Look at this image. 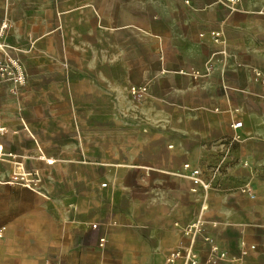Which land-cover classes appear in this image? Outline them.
Listing matches in <instances>:
<instances>
[{
	"label": "crops",
	"instance_id": "crops-1",
	"mask_svg": "<svg viewBox=\"0 0 264 264\" xmlns=\"http://www.w3.org/2000/svg\"><path fill=\"white\" fill-rule=\"evenodd\" d=\"M227 1L0 0V23L9 22L28 71L17 94L0 88V148L12 154L0 159V178L16 160L41 176L38 190L0 182V264H79L68 256L89 257L102 230L97 250L110 256L112 208L100 180L116 184L118 167L137 183L167 186L158 203L167 217L180 213L181 236L203 216L202 263L211 244L238 255L246 241L255 245L247 264H264V94L254 76L264 71V0ZM130 84L147 86L145 95L133 99ZM112 134L120 138L111 143ZM204 161L219 163L216 187L181 190L193 192L183 163ZM138 190L146 213L152 196Z\"/></svg>",
	"mask_w": 264,
	"mask_h": 264
},
{
	"label": "rangeland",
	"instance_id": "rangeland-1",
	"mask_svg": "<svg viewBox=\"0 0 264 264\" xmlns=\"http://www.w3.org/2000/svg\"><path fill=\"white\" fill-rule=\"evenodd\" d=\"M26 72L27 82L28 71ZM118 138L120 137L116 136L115 134L109 136V140L111 143L113 141L116 142ZM81 139L84 141L83 137ZM125 139L126 141L128 140L127 137H125ZM225 142L226 144H229L228 141H222V143ZM226 146L228 148L230 147L229 145ZM112 155L113 154H111V156ZM198 166L202 169L205 174V177L207 178V181L209 182V188L207 189V191L211 188H215V176L217 173L216 171H218L219 169V163H214L213 161H204L201 162V164H198ZM118 168L113 169L114 171H111V177L113 178L116 175L117 178L116 184L110 186L108 183V179L104 178V176H108L104 174V172H108L107 167H104V169H99L100 172L104 174L103 178L100 180V185L102 186V183L106 182V185L103 187L108 190L110 196L105 197V199L108 205L110 204L112 208V210L108 209L109 213L105 216L106 220H110L107 221L110 222L108 223V227L111 233L109 235L107 249L111 254L110 256H105V254L99 252V250H97L96 245L97 240H95L93 243L95 247L93 248L92 252H90L89 257H82L81 254L68 256L72 257V261H76V263H159V253L161 251H165L175 247L178 239L181 237L180 233H176V231L174 230L175 225H173V222L176 220L175 217H177L180 213L174 212L173 215L167 217L168 214H163V209L161 208V206H159L158 203L159 198L166 197V195L168 194L167 186L163 187L159 183H155L154 181H145L143 183H137L134 181V179H132L129 174L120 172V168ZM138 189H144L146 194L150 193L152 196L146 213H139V210L137 209L136 203L137 192H139ZM181 190H186L189 193L193 194V196H198L199 194H201L199 192H191L190 190H188L187 185H182ZM203 193H206V190H204ZM161 229H163L164 231L161 232ZM232 255L237 254L233 252Z\"/></svg>",
	"mask_w": 264,
	"mask_h": 264
},
{
	"label": "built area",
	"instance_id": "built-area-1",
	"mask_svg": "<svg viewBox=\"0 0 264 264\" xmlns=\"http://www.w3.org/2000/svg\"><path fill=\"white\" fill-rule=\"evenodd\" d=\"M188 2V0H186ZM232 8L237 7L238 0L227 1ZM9 22L4 19L0 23V88L7 89L12 94H17L19 88L23 86L27 79V72L24 65L18 55L14 54L12 45L9 43ZM210 66L207 67V70ZM200 72L195 71L193 74L196 76ZM254 76L256 81L260 84V91L264 94V71L260 69H254ZM147 90V86L144 85H129V94L135 99H141ZM231 127L233 129H239L243 125L242 119L237 116L232 117ZM5 127L0 125V132H3ZM233 140L240 139V135L235 133ZM11 153L5 154L0 148V159L8 160ZM243 165H248V162L244 159H240ZM185 175L191 180V190L197 192L199 188H209V182L202 176L201 169L196 166H192L189 162L183 163ZM1 183H17L24 187L38 190L41 183V176L35 170H30L24 166L21 160L14 161V167L8 174L6 179L0 178ZM105 185V183H102ZM243 192L249 199L256 197V192L250 181L245 182L241 186ZM96 232L101 229L99 222L91 223L89 225ZM204 227L203 216H197L185 223L183 227V235L178 239L175 247L169 249L166 252L161 253V264H218L221 259L229 260L231 264H247L245 254L248 249H254V244H248L246 241L242 242V250L238 255H229L222 248L220 249L216 244H211V254L207 256L205 262L200 260L199 252L197 250V237ZM107 242V234L104 230L97 233V245L105 247ZM51 264H62L60 260H52Z\"/></svg>",
	"mask_w": 264,
	"mask_h": 264
}]
</instances>
